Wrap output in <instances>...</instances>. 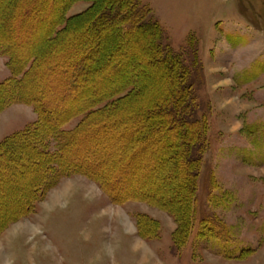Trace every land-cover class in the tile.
<instances>
[{"label": "rangeland", "instance_id": "rangeland-1", "mask_svg": "<svg viewBox=\"0 0 264 264\" xmlns=\"http://www.w3.org/2000/svg\"><path fill=\"white\" fill-rule=\"evenodd\" d=\"M141 3L162 28L166 44L183 55L196 50L202 68L196 83L208 114V149L195 180L192 225L186 215L190 229L186 226L185 232L176 233L184 242L178 240L176 246L174 236L176 220L181 221L187 206V185L169 188L171 164L166 166L161 158L162 143L172 134H165L169 127L155 128L162 121L156 109L163 97H169L172 83H166L170 77L146 59L148 48L142 43L132 49L144 83L127 100L126 110L122 105L124 114L86 118L76 111V116H68L49 131L59 145L51 140L48 150L54 154L59 149L64 163L78 173L58 174L56 185L35 197L28 214L3 227L0 264H264V0ZM2 4L0 0V13ZM88 5L77 2L67 15L81 13ZM102 20L89 33L70 31L66 37L76 47L92 33L104 36L107 18ZM25 28L18 33L17 26L10 30L6 24L0 42L13 36L18 54L27 58L38 51L34 45L41 32L30 24ZM139 36L133 33L134 38ZM60 51L44 59L54 66L55 75L46 78L47 73L41 72L27 89L42 95L48 90L46 82L55 80L59 88L52 91L54 101L46 106L74 111L84 96L92 97L96 91L83 88L79 98L66 95V101H55L65 89V57L71 53ZM6 60L0 54V83L11 77ZM192 76L191 69V80ZM107 84L115 85L112 80ZM36 121L32 106L5 107L0 111V143ZM70 131L68 138L60 137ZM61 138L67 141L59 147ZM137 140L141 149L131 155ZM5 169L10 172L0 175V220L21 211L24 199H20L28 195L40 173L30 161L0 162V170ZM173 174L186 178L181 171Z\"/></svg>", "mask_w": 264, "mask_h": 264}, {"label": "trees", "instance_id": "trees-1", "mask_svg": "<svg viewBox=\"0 0 264 264\" xmlns=\"http://www.w3.org/2000/svg\"><path fill=\"white\" fill-rule=\"evenodd\" d=\"M1 1L3 4L0 13V33L2 28H6V24L9 25L10 30L14 25L17 26L18 33L23 32L25 27L30 24L40 31L41 35L40 40L34 45L38 51H32L27 58L18 54V43L13 36L10 37L9 42H0V54L6 56L5 65L11 74L10 78L0 83V111L9 105L23 104L32 106L37 115L35 123L5 138L0 143V162H7L10 165L30 161L35 162L36 167L40 169L39 179L29 189L28 195L20 199V201L24 199L21 211L13 215L14 217L0 220V232L7 224L28 214L35 197L43 193L45 189L56 185L58 174L65 176L78 173L76 169H72V166L64 163L66 159L59 149L54 154L48 150V143L51 140L59 145L58 139L49 132L50 130L60 127L71 115L72 117L76 116L78 112L85 115L86 118L114 112L124 114L127 100L136 96L144 83V73L137 70L139 63H135V61L139 60L133 58L134 51L132 49L144 43L148 48L146 59H149L150 63H154L162 75L170 77L167 78L166 83H172L169 97H163L160 100L161 107L156 109L158 116L164 122L161 121L160 125L156 123L155 128L159 126L157 130H160L162 127H169L165 128V134L169 132L172 134L170 137H165L164 143H162L164 150L163 158H161L165 159L166 166L171 164L170 171H168L172 175L169 176L171 178L169 188L178 189L184 184L187 185L185 200L187 206H184L181 221L179 218L176 220L179 227L174 236L176 246H178V240L180 243L184 242V237H179L176 233L180 235L186 230L183 228L187 226L190 229L188 224L192 225V220L189 219L192 216V210L194 211L192 205L196 190L195 180L202 162V155L208 149L206 138L208 114L200 100V87L196 83V77L198 80V76L202 72L197 61L196 50L191 54L187 52L183 55L168 46L162 28L148 8L141 3V0ZM77 2L89 5L81 13L68 16L69 10ZM103 17L107 18L106 35L98 37L92 33L90 38L82 40L76 47L73 46L75 45L72 44L73 42H70L71 39L66 37L70 31H76V33L83 32V29H87L88 33L90 30L93 31L99 22L103 24ZM134 32L140 33L139 39L133 37ZM14 35L18 36L17 33ZM56 50L57 52L61 50V53L64 50H70L71 53L65 57L67 62L64 73L67 82L65 85L63 84L65 89L55 101H66L68 99L66 95L76 94V97L79 98L78 95L83 88L96 91L92 97L88 94L90 98L84 96L80 107L74 111L72 107L58 109L60 107L46 106L47 102L54 101L50 99L52 91L59 88V83L55 80L46 82L45 87L48 86V90L45 91L47 93L42 92V95L35 93L37 89L30 88V91L27 89L28 85L32 84V79H40L41 72L47 73L46 78L55 75L54 66L50 63L46 64L44 59L51 52L56 53ZM130 56L133 62L129 60ZM191 69L192 77H194L192 80L190 78ZM107 80H112L115 85L107 84L106 86ZM97 89L101 90L98 92ZM122 105L125 107H123L124 110ZM74 106L76 107V104ZM44 126L48 128H43ZM149 129L152 131L154 127ZM175 130L178 131L175 132ZM70 134L72 131L63 132L60 137L68 138ZM146 135L144 138L147 137ZM64 138H61L60 141L64 142H61L59 147L67 141ZM141 144L137 140L130 154L139 151ZM59 153L61 154L59 155ZM131 155L126 156V159H130ZM53 164L56 165L55 168H51ZM55 169L58 170L55 171ZM176 170L183 172L186 176L185 180L184 178L181 180L178 175L176 177L173 174ZM9 172L10 170L6 169L0 170V175ZM167 200L170 201L168 198ZM167 200L163 199L164 202ZM2 218L0 217V219Z\"/></svg>", "mask_w": 264, "mask_h": 264}]
</instances>
